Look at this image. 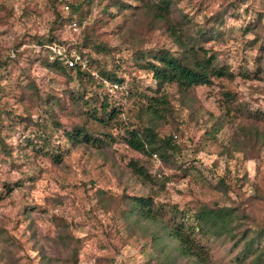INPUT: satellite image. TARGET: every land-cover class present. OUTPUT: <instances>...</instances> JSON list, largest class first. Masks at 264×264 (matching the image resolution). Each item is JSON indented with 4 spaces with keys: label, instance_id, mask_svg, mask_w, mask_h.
<instances>
[{
    "label": "rangeland",
    "instance_id": "374dc122",
    "mask_svg": "<svg viewBox=\"0 0 264 264\" xmlns=\"http://www.w3.org/2000/svg\"><path fill=\"white\" fill-rule=\"evenodd\" d=\"M177 2L200 23L227 8L222 35L206 45L231 66L236 78H214L211 84L197 86L187 98L176 86L166 87L172 95L174 117L168 115L162 130L177 134L182 149L175 164L164 163L156 155L148 159L154 181L146 185L127 168L128 161L141 154L128 148L121 135L128 115L137 120L142 93L157 86L141 61L134 59L133 50L164 46L178 51V46L163 29L139 30L134 35L137 43L130 45L120 25L123 18L117 14V19L100 29V38L113 47L111 53L92 54L102 66L116 69L122 82L113 85L85 62L83 68L92 70L93 77L75 70L72 79L62 77L45 66L44 56L48 48L61 53L67 46L58 42L45 47L34 37L47 36L55 27L52 34L61 40L72 38V53L80 56L74 43L94 24L100 8L81 17L80 29L73 30L56 22L58 13L66 16L68 10L63 12L54 0H0V63H4L0 66V130L13 151L7 156L0 146V264H156L159 250L148 231L153 227L143 223L141 229L125 220L126 194L153 195L168 219L173 218V208L189 213L215 201L242 203L257 218L264 217V145L243 146L240 129L242 122L253 121L250 110L264 112V0ZM249 24L253 25L246 30ZM132 26L139 28L138 19ZM85 90L87 96H96L97 104L105 101L123 110L106 127L93 124L97 132L115 135L116 141L102 149L72 145L65 135L72 122H78L71 113L69 92ZM228 91L234 94L231 101L224 94ZM53 95L61 99L60 104ZM49 106L60 115L56 120L62 127L52 122L46 111ZM28 115L50 126V146L64 150L62 162L36 155L33 146L26 145L27 136L41 134L35 125L25 124L22 117ZM35 144L49 147L39 139ZM203 243L210 264H237L242 245L214 238ZM177 264L194 263L182 258Z\"/></svg>",
    "mask_w": 264,
    "mask_h": 264
},
{
    "label": "trees",
    "instance_id": "16d2710c",
    "mask_svg": "<svg viewBox=\"0 0 264 264\" xmlns=\"http://www.w3.org/2000/svg\"><path fill=\"white\" fill-rule=\"evenodd\" d=\"M54 1L63 12L66 11V6L69 7L66 11L68 14L63 16L58 13L56 21L69 29H72L70 28L71 20L75 19L80 23L81 17L92 13L95 7L100 8L99 11L97 10L99 15L94 24L85 29L82 36H79L74 43L82 60L77 61L73 66L69 65V61L76 57V54L72 53L73 47L70 44L73 41L72 38L61 40L58 34H52L55 27L47 36L36 35L34 37L38 44L45 47L58 42L67 46L61 53L48 48L44 56L45 66L62 77L72 79L73 70L78 75L93 77L92 70L83 68L85 62L90 68L96 67L100 74L113 85L122 82L123 79L119 77L116 69L102 66L92 54L93 51L111 53L113 47L100 38L102 35L100 29L111 19L116 18L117 14L123 18L120 25H124L121 28L127 31L124 33L130 45L134 46L137 43L134 35L139 30L152 33L163 29L178 46V51L164 46L146 52L141 48L133 50L134 59L141 61L140 65L152 75L157 87L156 89L149 88L148 92L142 93L143 99L139 105L140 112L137 113V120L130 119L128 115L129 121L123 125L124 133L121 138L128 148L141 154V158H131L126 164L127 168L143 184L150 185L154 181V176L148 159L156 155L164 163L175 164V157L182 149L177 134L162 130L167 123L168 115L174 117L171 107L172 95L166 87L176 86L181 96L187 98L197 86L211 84L214 78L229 80L236 78V73L231 66L222 63L215 50L206 45L212 38L222 35L227 8L207 16L204 23H200L195 21L183 7H180L177 0ZM128 11H130L129 14H127ZM137 19L139 28L135 29L132 23ZM252 25L249 24L246 30ZM263 38L264 36L261 37ZM144 41H146V36L140 42ZM3 64L0 63V66ZM33 89L37 90L35 85ZM69 93L72 98L71 113L78 119V122H72L71 130L65 132L68 142L72 145H92L97 149H102L115 142L116 138L113 133L97 132L98 128L95 129L93 124L108 126L110 121L119 118L123 111L122 108L112 107L109 102L105 101L97 104L96 96H87V90L79 91L78 94H74L73 91ZM36 94L38 95L37 91ZM224 94L227 95L229 101L234 99L232 92L228 91ZM52 98L60 104L59 97L53 95ZM227 110L228 112L231 110L230 106H227ZM46 111L49 112L57 128L62 127L61 123L56 120L60 115L53 112L52 106L46 108ZM249 112V118L253 121L242 122L240 125L244 135L243 146H263L264 130L261 124H264V112L255 111V114L251 110ZM22 119L26 125L30 122L29 124L41 130L37 138L27 136L26 145L33 146L31 150L36 152V155L43 154L42 156L48 157L55 163L62 162L65 156L64 150L50 146L52 140L50 126L40 120H35L31 115L22 117ZM256 123L259 125L257 126ZM36 139H39L41 143H47L49 147L45 149L34 147L38 146L35 144ZM0 146L5 155H13L12 146L8 144L1 130ZM186 169L189 170V168ZM29 179L32 178L29 177ZM220 182L226 187L224 179L221 178ZM9 188L11 189L10 185ZM125 199L126 207L122 212L125 220L137 224L141 229L145 228L143 223H146L147 228L149 225L153 227L148 231L159 250L156 264H177L182 258L194 264H210L208 250L203 240L213 238L233 241L235 246L242 245L236 257L237 264H264V217L257 218L256 213L248 209L245 204L221 205L217 201L206 202L189 213L176 207L171 210L173 218L168 219L165 215L166 210L157 206L155 197L151 194L133 196L126 194ZM171 251L174 253L170 254Z\"/></svg>",
    "mask_w": 264,
    "mask_h": 264
},
{
    "label": "built area",
    "instance_id": "2783aa9c",
    "mask_svg": "<svg viewBox=\"0 0 264 264\" xmlns=\"http://www.w3.org/2000/svg\"><path fill=\"white\" fill-rule=\"evenodd\" d=\"M68 9H69V7L66 6L65 10H68ZM70 28H72L73 30L80 29V23L78 22V20H75V19L71 20ZM79 58H80V56H76L74 59L70 60L69 65L73 66L78 61Z\"/></svg>",
    "mask_w": 264,
    "mask_h": 264
}]
</instances>
